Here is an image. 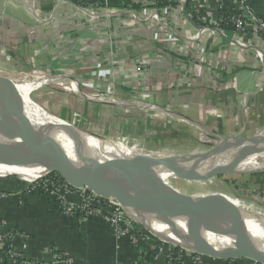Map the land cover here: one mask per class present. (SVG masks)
Listing matches in <instances>:
<instances>
[{
  "label": "crops",
  "instance_id": "1",
  "mask_svg": "<svg viewBox=\"0 0 264 264\" xmlns=\"http://www.w3.org/2000/svg\"><path fill=\"white\" fill-rule=\"evenodd\" d=\"M97 1L96 7L80 9L72 0H0V70L32 67L73 81L78 91L87 88L112 99L126 94L125 99L149 101L153 111L139 112L135 105L118 107L110 102L80 105L83 110L89 107L87 114L82 110L80 114L92 124L103 113L106 127L118 129L115 137L108 132L105 139L116 138L126 147L136 145L126 138L132 125L150 132L148 142L160 144L165 133V141L175 140L169 139L168 131L160 133L162 125L177 134L183 119L212 130L217 126L221 132L226 125L225 139L264 137L263 37L246 30L245 46H241L236 35L220 24L212 0H206L210 7L198 10L187 0L180 13H173L181 34L178 46L174 49L163 30L154 27L146 33L160 44H154L157 53L142 49L136 59L130 52L141 48L143 35L135 32L130 18L111 14L127 0H109L108 14L101 7L104 1ZM239 2L223 0L225 11L235 12ZM248 3L255 15L264 17V0ZM194 16L198 24L192 21ZM130 62L134 68L128 67ZM55 87L62 97L77 101L79 94L60 83ZM123 130L125 135H121ZM189 154L196 153H170ZM15 179L0 181V228L24 234V239L12 240V248L23 254L25 264H166L165 257L156 254L154 241L134 244L129 235L116 236L100 214L65 215L55 196L41 194L36 185ZM69 198L75 201L74 196ZM199 261L255 264L206 256Z\"/></svg>",
  "mask_w": 264,
  "mask_h": 264
},
{
  "label": "rangeland",
  "instance_id": "2",
  "mask_svg": "<svg viewBox=\"0 0 264 264\" xmlns=\"http://www.w3.org/2000/svg\"><path fill=\"white\" fill-rule=\"evenodd\" d=\"M80 5V4H78ZM174 31L179 35V30L174 29ZM163 35L167 36V31H162ZM142 38V45L141 48H138L137 51L130 52L131 57H137L140 51L143 49V51L146 53V49H148V54H153L158 46L154 47V44L157 43L153 40H151L148 35L141 33ZM140 35V36H141ZM181 35V34H180ZM165 38V37H164ZM158 39H163L162 37H159ZM239 40V39H238ZM158 44V43H157ZM160 45V44H158ZM177 46H174V49ZM132 48V47H130ZM161 48V47H160ZM153 49V50H152ZM158 49V48H157ZM154 51V52H153ZM161 49L158 50V53ZM143 52V53H144ZM138 53V54H137ZM142 53V54H143ZM157 53V51H156ZM118 56H120L118 54ZM135 66L133 63H128V67ZM132 68V69H133ZM0 72H3L1 75H28L29 79L33 78V76L36 74L42 76V77H52L54 80H57L56 84H51L47 86L38 85L35 82H29L24 85L23 90L20 93V97L22 99H30L36 104H38L47 114L53 116L54 118L64 122L71 124L75 126L77 129L94 133L97 136L101 138H108V132H112L113 136L115 137L118 134V129L116 128H109L106 127L104 120L102 118V114L100 112V115L98 116V119L93 121V124L91 121H89L87 118L84 119V113L87 114L89 111V107L81 109V104L85 103V101H89L91 103L98 102V101H92L88 99V95L92 96V94L98 93L101 95H105L101 91H89V89L84 88L80 89V93L78 95L77 101L75 100L72 103V100L68 97H62L58 94V89L55 87L58 83H65L67 85H71L76 89L75 83L69 79H60L57 74L53 75H47L44 71H40L37 69H33L32 67H29V69H18V71H11V70H0ZM64 78V77H63ZM60 80V81H59ZM61 80H65L62 81ZM88 90V91H87ZM102 90V89H100ZM108 96V95H107ZM106 96V97H107ZM124 96L126 94L115 97L113 100H115L114 105H135L137 106V110L142 111H149L152 110V105L149 101L146 100H139L135 98H129L125 99ZM118 98V99H117ZM112 99V98H111ZM63 100V106L62 109L60 107V103ZM75 103H78V105H74ZM89 104L88 102H86ZM148 103V104H147ZM104 103H101V105ZM147 104V105H146ZM119 107V106H118ZM156 109V108H155ZM154 109V110H155ZM82 112L80 114V112ZM153 111V110H152ZM74 114V117L72 118L71 115ZM81 115V116H80ZM83 115V116H82ZM82 119V122L78 123L76 122L79 119ZM181 121V124L178 125V139L177 134L174 132L171 133L172 130L166 129L165 126L162 125V128L160 129V133L166 132L169 134V139L175 138V140H169L165 141L166 139V133L165 137L162 138V143L155 144L152 142H148V139L146 137L150 135V132L147 131L142 132V129H140V126H131V132L130 135L127 136L130 144H133V140L136 141V145H129L128 148L135 149L143 153H167V154H186L187 152H195L202 153L205 151H209L212 148H214L218 144L219 138H226L228 136V128L223 126V131H217L216 129L212 130L209 126L205 125H199L197 123L191 122L188 119H183ZM89 124L93 125V128L89 127ZM143 126V125H142ZM240 129H243L242 125H239ZM89 128V129H88ZM136 128V129H133ZM177 128V127H176ZM116 129V130H115ZM138 129V130H137ZM141 130V132L139 131ZM158 132V131H157ZM121 135H125V131L123 130ZM240 136L241 132H240ZM52 137V136H51ZM124 137V136H123ZM54 138L59 144L66 145L69 147L77 148L82 151H86L88 153L98 154L100 155L98 151L96 152L92 147L85 146L81 143H78L74 140H70L64 137H52ZM131 139V140H130ZM113 140L117 141L116 138ZM120 140V139H119ZM146 140V142H145ZM119 142V141H118ZM237 142H244V141H237ZM146 144V145H145ZM133 146V148H132ZM146 149V150H145ZM154 157V156H152ZM155 158V157H154ZM219 176L215 177L213 175L209 174H195L192 173L190 169H180V170H171V171H150L146 172L140 175V178L147 183H149L151 186L154 185L156 188L161 189L162 191L168 193L171 191V187L174 188L177 192L181 193L182 195H189V196H202V195H214L215 197V204L217 207H219L220 213L219 216L222 218H226L231 220L232 222L235 221L236 217L240 214L238 212L242 211L244 213V216L246 218V225L252 226V227H264V171H247L243 172L240 175L230 176L228 173H217ZM221 174V175H220ZM213 176L208 181H200V178L204 176ZM150 176L152 177H159L162 181H160L157 178H153L150 180ZM14 176H9L6 178H0V181L3 180L6 181L8 179L13 178ZM49 177V176H48ZM39 178L37 179L38 183L46 182L47 178ZM16 178V177H14ZM138 178V177H136ZM19 179V178H17ZM15 179L14 181H17ZM21 181V179H20ZM2 182V181H1ZM19 182V181H17ZM24 182V181H23ZM26 184H29L27 182H24ZM36 185V184H35ZM4 195V194H3ZM125 222L131 226L132 232H135L136 234V242L134 244H137L138 240H140L141 243L143 242H150L151 240L154 241V246L156 247L155 250H157L156 254L162 255L166 259V264H168L167 255L170 251V247H174L176 251L182 255L183 262L180 264H198L200 261V254L196 256L194 251H189L183 247L175 246L168 243H165L164 241L159 240V238L154 235L150 234L148 230L143 228L142 225L139 223H136L132 218H130L127 214L124 218ZM149 232V233H148ZM172 251V250H171ZM171 253V252H170ZM250 262V261H246Z\"/></svg>",
  "mask_w": 264,
  "mask_h": 264
},
{
  "label": "water",
  "instance_id": "3",
  "mask_svg": "<svg viewBox=\"0 0 264 264\" xmlns=\"http://www.w3.org/2000/svg\"><path fill=\"white\" fill-rule=\"evenodd\" d=\"M0 76H5L1 75ZM22 102L10 91L0 86V118L6 128V136L0 137V148L13 158L27 162L30 167L43 168L41 178L57 174L66 184L77 189H85L88 192L103 198H115L121 204L143 212L163 218L167 227L182 231L188 236L189 241L200 246L193 250L202 256L219 260L244 259L255 264H264V248L254 246L250 238L244 236L242 240H232L227 246L216 248L207 237L208 231H214L224 235V229L219 221V207L215 204L214 195L187 196L177 192L174 188L164 193L157 188L149 192L140 188L136 183L117 174L108 165L109 160L97 158L91 160L83 157L80 152L60 145L54 138L41 135L38 127L24 114ZM235 141H244L253 149L258 142L264 143V137L254 138H227ZM217 146V145H216ZM216 146L209 151L189 155H174L176 158H200L210 155ZM259 148V147H258ZM156 159V158H155ZM98 169L95 173L89 169V165ZM139 166H136L138 168ZM152 166H144L151 169ZM221 175V174H220ZM200 178V181H208L219 174ZM159 177L150 176V180ZM235 221V227L240 233H248L247 221L242 211ZM192 215L195 218L197 231L182 230L172 221L174 215ZM236 231V232H237Z\"/></svg>",
  "mask_w": 264,
  "mask_h": 264
},
{
  "label": "bare ground",
  "instance_id": "4",
  "mask_svg": "<svg viewBox=\"0 0 264 264\" xmlns=\"http://www.w3.org/2000/svg\"><path fill=\"white\" fill-rule=\"evenodd\" d=\"M2 73L3 72H0V74ZM28 77L29 76L27 74H12L4 77L0 76V86L6 91H10L16 96L18 101L22 102L24 114L33 122V124L37 125L41 135L49 137H64L85 146L92 147L96 152L98 151L101 154L98 155L88 153L86 151L67 146L72 150L80 152L83 157L91 160H95L97 158L108 159V165L117 174V176L126 178L127 180L136 183L140 188L146 191L152 192L156 188L154 185L151 186L149 183L140 178L141 174L150 171L190 169L192 173L198 175H216L217 173L224 172L230 174V176L240 175L241 173H245L247 171H264V143L262 142H258L253 149L250 144L245 142L219 138L216 149L210 155L200 158H176L174 155H168L167 153H143L135 149H130L128 146L126 147L124 144L119 143L118 140H107L108 138H101L94 133L79 130L75 126L64 123L47 114L32 100L22 99L19 96L26 83L35 82L38 85L47 86L53 83L56 84L57 82V80H54L52 77H42L38 74H36V76L34 75L33 78L30 79ZM61 84L66 86L71 93H80L78 89H75L71 85H67L65 83ZM88 99H91L92 101L110 102L116 104L115 100L98 93L92 94V96L88 95ZM6 133L4 123L0 118V137L6 136ZM148 165L152 166L150 170H148V168H144V166ZM136 166L139 167L136 168ZM88 167L95 173H98V169L94 165L91 164ZM43 171L44 170L41 167H30L27 162H22L13 158L0 148V178L14 176L24 182L30 183L41 178ZM122 206L130 218H132L136 223L142 225L143 228L150 232V234L156 235L159 240L171 244V246L175 245L183 247L189 251L200 249V246L196 245L192 241H189L188 236L182 231L174 230L165 226L166 221L163 218L145 214L131 209L123 204ZM218 217L220 224L224 229V235H220L212 230L206 232L208 241L213 246L216 248L225 247L229 241L242 240L245 238L244 236H247L250 238V242L254 246L264 248L263 226H247L248 233H240L241 231H237L238 227H235L234 222L229 219L222 218L219 215ZM172 221L177 223L182 230L190 229L194 233L197 231L195 218L192 215H174Z\"/></svg>",
  "mask_w": 264,
  "mask_h": 264
},
{
  "label": "built area",
  "instance_id": "5",
  "mask_svg": "<svg viewBox=\"0 0 264 264\" xmlns=\"http://www.w3.org/2000/svg\"><path fill=\"white\" fill-rule=\"evenodd\" d=\"M79 1V8H92L98 6L97 0ZM103 1L104 2L101 3V7L105 9L108 14V10L110 9L108 7L109 0ZM190 1L197 10L201 7L203 8L209 6L206 0ZM212 1L215 3L214 7L218 12V20L220 24L225 22V24L228 25V29L236 35L237 39H239L238 44L245 46L242 40H244L243 36L246 34V30L264 38V17L254 14L253 10L249 6V0H240L235 12L225 11L223 0ZM187 2V0H173L172 2L159 7L158 4L162 3V0H127L121 9H117L115 11L113 10L111 14L121 16V18H130L131 22L137 27L135 32H138L139 35H141V33L146 35V31L155 30L153 29L154 27L156 28L155 31H158L157 28L163 31L166 30L167 39L173 43V46H178V40L181 38V35L180 33L178 35L174 31V29H176L175 22H178V20L174 21L173 13L176 11L177 14L180 13L181 7H183ZM171 4L175 5V7L171 6ZM221 10L225 11L224 17L219 16V11ZM58 177L59 176L57 174H53L47 178L46 182L38 183V180H36L34 182H30L29 184H36L37 188L42 187L46 190V193H50L55 196L62 212L65 215H74L78 213L81 215L100 214L106 220L116 236L129 235L132 242H136V234H130V232H132L130 229L131 226H129V224L124 220L127 213L119 201L112 197L103 199L92 192L86 191L85 189L74 188L66 184L64 181L59 180ZM69 196H74L75 201H70ZM14 238L24 239L25 236L24 234H19L15 231H12L9 234H5L0 231V249L9 243L11 249L13 250L12 240ZM173 253L172 248L167 255L168 264H175V261L177 264L182 263L184 260L182 255L179 253L177 258L174 259Z\"/></svg>",
  "mask_w": 264,
  "mask_h": 264
},
{
  "label": "trees",
  "instance_id": "6",
  "mask_svg": "<svg viewBox=\"0 0 264 264\" xmlns=\"http://www.w3.org/2000/svg\"><path fill=\"white\" fill-rule=\"evenodd\" d=\"M72 1H73L75 4H76V3H77V4H80V1H79V0H72ZM165 4H166V3H163V2H162V3L158 4V5H159V7H161V6L165 5ZM135 8H136V7H135ZM186 9H187L188 11H190L189 8H188V6L186 7ZM224 12H225V11H223V10L219 11V16L224 17ZM192 21H193L194 23L198 24V22H197V18H196L195 16L193 17ZM221 25H223V26H225V27L228 26L227 24H225V22H222ZM52 175H53V174H52ZM58 179L61 180V181H63L60 177H58ZM38 189H39V192H40L41 194L45 193V191H46V190L43 189L42 187H39ZM0 231H2V232L5 233V234H9V233H11L12 231H15L16 233L22 234L20 231L11 230V228H8V227H1V228H0ZM130 234H131V235H135V232H130ZM178 254H179L178 250L174 251V253H173V257H174V259L177 258ZM24 263H25V259H24L23 254H22V253H16V252H14V251L11 249V246H10L9 243H7V245H6L5 247H3V248L0 249V264H24ZM175 264H177L176 261H175Z\"/></svg>",
  "mask_w": 264,
  "mask_h": 264
}]
</instances>
